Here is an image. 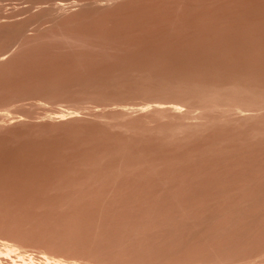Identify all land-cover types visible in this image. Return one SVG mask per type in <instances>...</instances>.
I'll list each match as a JSON object with an SVG mask.
<instances>
[{"label": "rangeland", "instance_id": "374dc122", "mask_svg": "<svg viewBox=\"0 0 264 264\" xmlns=\"http://www.w3.org/2000/svg\"><path fill=\"white\" fill-rule=\"evenodd\" d=\"M29 255L264 264V0H0V264Z\"/></svg>", "mask_w": 264, "mask_h": 264}, {"label": "bare ground", "instance_id": "6f19581e", "mask_svg": "<svg viewBox=\"0 0 264 264\" xmlns=\"http://www.w3.org/2000/svg\"><path fill=\"white\" fill-rule=\"evenodd\" d=\"M159 102H160V101H159ZM163 103H164V102H163ZM167 103H168V102H167ZM148 104H149V103H148ZM159 104H160V103H159ZM159 104H157L155 107H156V108H161V106H160ZM164 104H165V103H164ZM169 104H170V103H169ZM162 105H163V104H162ZM180 105H182V104H180ZM155 107H154V108H155ZM168 107H169V110H170V109H171V110L173 109V110H175L176 112H178V110L180 111L179 106H176L175 104H174V105H170V106H168ZM152 109H153V108H152ZM166 109H167V108H166ZM181 111H182V110H181ZM240 111H241V110H240ZM168 112H169V111H168ZM176 112H173V113H176ZM60 117H61V116H60ZM12 249H13V248H12ZM12 249H10V250L14 252V250H12ZM14 249H15V248H14ZM16 249H17V248H16ZM16 249H15V250H16ZM6 251H7V250H6ZM8 251H9V249H8ZM11 251H10V252H11ZM16 251H17V250H16ZM18 253H19V252H18ZM18 253H17V254H18ZM8 254L10 255V254H12V253H8ZM14 254H15V253H14ZM18 255H19V254H18ZM18 255H17V256H18ZM19 256H20V255H19ZM31 256H32V255H31ZM31 256L29 255V258H28L29 261H30L29 263L33 262V259H34V258L31 257ZM44 257H45V256H44ZM18 258H19V257H18ZM26 258H27V257H26ZM45 258H46V257H45ZM23 259H24V258H22V260H23ZM48 259H49V257H48ZM17 260H18V259H17ZM22 260H21V261H22ZM25 260H26V259H25ZM46 260H47V258H46ZM54 260H57V259H54ZM12 261H13V258H12ZM49 261H50V260H49ZM52 262L55 263V261H53V260H52ZM56 262H57V263H58V262H59V263H62L61 261H58V260H57ZM23 263H24V262H23ZM14 264H15V263H14ZM24 264H26V263H24ZM27 264H28V263H27ZM31 264H32V263H31ZM33 264H34V262H33ZM55 264H56V263H55Z\"/></svg>", "mask_w": 264, "mask_h": 264}]
</instances>
